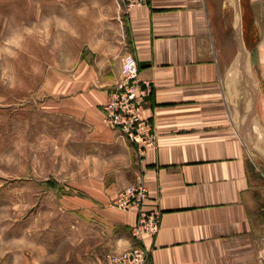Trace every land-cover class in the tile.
Masks as SVG:
<instances>
[{"label": "crops", "instance_id": "obj_1", "mask_svg": "<svg viewBox=\"0 0 264 264\" xmlns=\"http://www.w3.org/2000/svg\"><path fill=\"white\" fill-rule=\"evenodd\" d=\"M29 1V66L44 69L48 110L83 129L85 166L76 192L62 191L59 230L51 223L11 247L0 237V264H53L54 232L64 248L76 237L77 264H85V253L91 264H110L107 252L133 244L137 218L111 198L139 180L148 188L144 209L160 211L159 230L141 241L148 264H246L257 257L264 173L252 155L264 154V93L260 60L247 51L254 87L245 46L230 33L232 3L241 18L237 39H244L242 0H149L128 14L119 0ZM126 52L151 86L144 114L156 145L142 156L102 122Z\"/></svg>", "mask_w": 264, "mask_h": 264}, {"label": "rangeland", "instance_id": "obj_2", "mask_svg": "<svg viewBox=\"0 0 264 264\" xmlns=\"http://www.w3.org/2000/svg\"><path fill=\"white\" fill-rule=\"evenodd\" d=\"M32 7L29 0H0V237L10 247L16 239L27 241L34 235L32 231L41 232L51 223L59 230L62 191L76 192L85 166L83 129L75 119L48 110L44 84L40 83L44 69L29 66V49L35 45L29 43ZM242 7L246 10L244 39L243 34L237 39L241 18L232 3L231 37L235 45L245 46L246 78L254 87L248 53L252 60H260V92L264 93V0H242ZM261 114L264 127V107ZM102 122L113 129L103 118ZM262 156L252 155L264 173ZM53 235V264H62L66 256L69 264H77L76 237L70 235L65 249L59 232ZM258 250L260 254L246 264H264V245ZM84 261L92 263L88 253Z\"/></svg>", "mask_w": 264, "mask_h": 264}, {"label": "built area", "instance_id": "obj_3", "mask_svg": "<svg viewBox=\"0 0 264 264\" xmlns=\"http://www.w3.org/2000/svg\"><path fill=\"white\" fill-rule=\"evenodd\" d=\"M126 14L132 8L146 6L149 0H119ZM138 63L132 53L126 52L121 59L117 82L107 93L102 106L103 120L117 130L136 147L137 154L156 145V136L150 117L144 114L149 81L140 80ZM148 199V188L142 180L118 191L111 198V204L122 210H135L137 218L131 227L133 244L120 251L105 254L110 264H148V251L141 245L144 236H153L159 230L160 211L158 207L144 209Z\"/></svg>", "mask_w": 264, "mask_h": 264}, {"label": "bare ground", "instance_id": "obj_4", "mask_svg": "<svg viewBox=\"0 0 264 264\" xmlns=\"http://www.w3.org/2000/svg\"><path fill=\"white\" fill-rule=\"evenodd\" d=\"M258 32V31H257ZM245 62H246V60H245ZM258 99V98H257ZM258 101V100H257ZM259 103V102H258ZM258 107V106H257Z\"/></svg>", "mask_w": 264, "mask_h": 264}]
</instances>
